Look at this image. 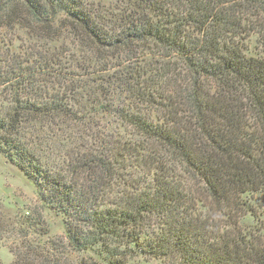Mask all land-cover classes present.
Returning a JSON list of instances; mask_svg holds the SVG:
<instances>
[{
	"label": "trees",
	"instance_id": "obj_1",
	"mask_svg": "<svg viewBox=\"0 0 264 264\" xmlns=\"http://www.w3.org/2000/svg\"><path fill=\"white\" fill-rule=\"evenodd\" d=\"M108 2L0 0L10 264H264V0Z\"/></svg>",
	"mask_w": 264,
	"mask_h": 264
},
{
	"label": "rangeland",
	"instance_id": "obj_2",
	"mask_svg": "<svg viewBox=\"0 0 264 264\" xmlns=\"http://www.w3.org/2000/svg\"><path fill=\"white\" fill-rule=\"evenodd\" d=\"M97 1L106 5V2L109 0ZM244 44L248 47V50L245 51V53L247 52L248 54L249 52V54L253 55L259 54L260 48L257 44L255 36L245 40ZM118 101L121 102L122 99L118 98ZM113 125H116L114 121H112L109 127L115 130ZM118 130L122 132L121 129ZM46 147H48V145ZM93 147L98 149L97 144H93L92 148ZM45 156L51 164L52 162L55 164H52V166L59 167L61 164V161L58 159V155L55 152L51 153V155L46 153ZM7 206L14 210L11 211L7 209ZM35 215H40L43 223H45L42 227H37L39 228V231L41 232L45 229V227L49 231L48 235L40 238L42 241L47 240L49 236L57 240H61L62 228L59 218H56L42 208L39 194L35 187L28 184L27 180L21 177V175L16 172L13 167L8 166L7 163L0 158V223L2 225L0 233V264H10L14 259L11 250L19 243V238L14 233V231L16 232V228L19 226L15 219H21V216L24 218H34ZM32 238H35V236L33 233H29V239Z\"/></svg>",
	"mask_w": 264,
	"mask_h": 264
}]
</instances>
